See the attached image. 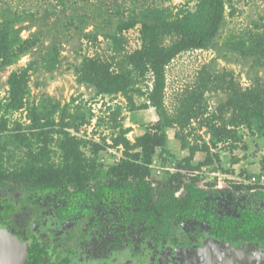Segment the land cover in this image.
I'll return each mask as SVG.
<instances>
[{
  "label": "trees",
  "instance_id": "16d2710c",
  "mask_svg": "<svg viewBox=\"0 0 264 264\" xmlns=\"http://www.w3.org/2000/svg\"><path fill=\"white\" fill-rule=\"evenodd\" d=\"M191 1L177 7L160 0H133L128 6L123 0H97L80 10L73 0H46L53 8L42 13L0 0V91L2 73L23 57L32 56L8 75L7 95L0 96V182L58 188L76 184L83 193L95 186L103 195L99 184L119 192L123 184L136 181L145 191L153 177L160 196L171 205L168 199L184 184L193 198L200 196L194 184L203 176L197 171L204 166L212 171L224 169L216 148H237L244 140L242 127L264 139V78L259 74L264 70L263 16L253 20V27L232 30L222 38L227 10L234 15L236 1L197 0L190 6ZM90 25L93 28L87 30ZM137 25L140 45L129 50L125 32ZM24 30L29 31L27 36L22 34ZM72 35L95 44L101 36L108 41L106 54H83L72 68L78 84L94 89L93 98H111L104 103L106 114L98 117L95 126L111 129V143L106 135L98 141L73 133L91 123L95 117L91 107L62 104L46 92L31 97L32 74L39 69L53 74L62 64L61 45ZM211 49L218 53L213 62L221 56L228 60L240 56L239 61L249 66L250 85L242 87L233 69L218 70L213 62L206 63L171 110L166 103L170 63L186 51ZM208 92H221L225 97L212 108ZM119 95L125 97V105L111 103ZM137 98L144 101L138 104ZM150 107L158 119L131 140L123 109L132 112ZM19 111L26 112L28 122L12 117ZM195 121L198 126H192ZM171 128L188 155L179 157L171 150ZM202 128L208 139L195 133ZM119 147H123L122 157L106 164L103 153ZM198 152L205 153L203 159L195 160ZM262 174L264 161L262 172L249 176L260 178Z\"/></svg>",
  "mask_w": 264,
  "mask_h": 264
},
{
  "label": "flooded vegetation",
  "instance_id": "af4514ba",
  "mask_svg": "<svg viewBox=\"0 0 264 264\" xmlns=\"http://www.w3.org/2000/svg\"><path fill=\"white\" fill-rule=\"evenodd\" d=\"M150 178L103 195L0 182V229L26 243V264H264V186L199 182L193 198L184 184L170 205Z\"/></svg>",
  "mask_w": 264,
  "mask_h": 264
},
{
  "label": "rangeland",
  "instance_id": "374dc122",
  "mask_svg": "<svg viewBox=\"0 0 264 264\" xmlns=\"http://www.w3.org/2000/svg\"><path fill=\"white\" fill-rule=\"evenodd\" d=\"M15 6L25 7L30 10L40 9L42 13L46 9L53 8L52 5L46 3V0H11ZM126 5L132 4L133 0H123ZM166 5L181 6L187 2V0H160ZM197 0H192L190 6H193ZM237 4V12L232 15L229 13L230 8L227 10L228 21L224 26L222 31V38L227 35L232 30L241 31L243 29L253 27V20L259 19L263 16L262 21H264V0H235ZM77 4L80 10H83L87 3H94L97 0H73V3ZM93 6L92 4H88ZM52 16V19L55 16ZM261 20V19H260ZM93 26L90 25L87 30L92 29ZM24 36L29 34L28 30L22 32ZM128 39L127 48L133 50L140 45V32L139 25L135 28L130 29L125 32ZM220 38V42L223 39ZM107 40L102 36L99 38L98 43L87 42L81 39L78 35H72L63 41L62 48V64L53 74L43 71L41 69L35 71L31 77V87L32 95L31 97L38 96L41 92L49 93L51 96L60 100L62 104L70 103L76 105L78 103L83 104L86 108L91 107L95 114L91 123L81 127L79 131L72 130L77 136H83L84 138H92L94 140H101L103 135L108 136V142L111 143L109 138L111 135V129L101 126L95 127L98 121V117L106 114V106L104 103L110 102L111 98L109 96H98L93 98L95 91L91 87L85 85H80L76 81V76L72 68V64L81 61L83 54L93 55L97 52L101 54H106L107 52ZM218 56V53L211 50H190L182 53L177 58H175L169 65L167 69V89H166V103L168 107L172 110L179 100V98L184 94L187 88L194 84L199 71L202 66L206 63L213 62V58ZM32 56L27 55L23 57L17 64L7 68L2 73V81L4 86L0 91V96L3 98L7 95L8 86L6 85V80L8 75L21 66L26 65V63L31 59ZM237 60H228L224 57L217 58L213 62L212 66L215 69L222 70L223 68L233 69L235 71L236 79L241 83L242 87L249 86L251 80L249 78V66L239 61L240 56H236ZM234 58V59H236ZM259 74L264 78V70H259ZM53 75L54 77L52 78ZM208 102L212 108L222 99L225 95L223 93H207ZM73 98H76L73 101ZM144 98H137L138 104L142 103ZM123 103L126 104L125 97L119 95L116 100L111 103L116 104ZM123 120L125 127H131L128 137L131 140L143 132V127L150 125L158 119L156 110L153 107L147 109H137L135 111H129L127 108L123 109ZM14 119H20L24 122H28L26 119V112H15L12 114ZM192 126H198V122L195 121ZM97 130V132H95ZM244 132V140L239 143V146L233 150H230L227 145L220 148H216V151H220L222 155V163L224 169H219L217 171H212L210 167L204 166L200 171L203 176L199 185L207 184L209 182H216V184L221 188V190L228 191L235 182H245L247 176L251 173H259L263 170L264 161V139L257 136V134H252L249 129L242 127ZM175 128L169 129L170 137V148L179 157H184L189 154L188 149H183L181 143L175 137ZM196 134H201L203 137L208 139L206 135L205 128L197 130ZM104 152V151H103ZM123 154V147L109 148L108 151L103 153V161L106 164L115 163L116 160L120 158ZM205 156L204 152H198L195 156V160H201ZM237 157L239 161L232 162V158ZM225 166V167H224ZM229 170V171H227ZM251 176V175H250Z\"/></svg>",
  "mask_w": 264,
  "mask_h": 264
},
{
  "label": "water",
  "instance_id": "95a60500",
  "mask_svg": "<svg viewBox=\"0 0 264 264\" xmlns=\"http://www.w3.org/2000/svg\"><path fill=\"white\" fill-rule=\"evenodd\" d=\"M27 255L26 243L9 230L0 229V264H26Z\"/></svg>",
  "mask_w": 264,
  "mask_h": 264
},
{
  "label": "built area",
  "instance_id": "2783aa9c",
  "mask_svg": "<svg viewBox=\"0 0 264 264\" xmlns=\"http://www.w3.org/2000/svg\"><path fill=\"white\" fill-rule=\"evenodd\" d=\"M246 179V183H257V182H261L262 184H264V174L261 175L260 178H258L255 175H251V176H247Z\"/></svg>",
  "mask_w": 264,
  "mask_h": 264
},
{
  "label": "clouds",
  "instance_id": "9594fccd",
  "mask_svg": "<svg viewBox=\"0 0 264 264\" xmlns=\"http://www.w3.org/2000/svg\"><path fill=\"white\" fill-rule=\"evenodd\" d=\"M122 155H123V154H122ZM122 155H121L120 157H122ZM119 159H120V158H119ZM119 159H118V160H119ZM155 163H157V161H156ZM155 163H154V164H155Z\"/></svg>",
  "mask_w": 264,
  "mask_h": 264
}]
</instances>
